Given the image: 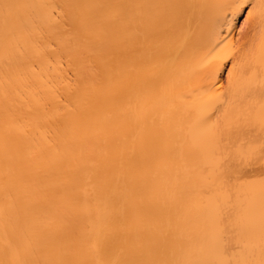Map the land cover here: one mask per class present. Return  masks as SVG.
<instances>
[{"label":"bare ground","instance_id":"6f19581e","mask_svg":"<svg viewBox=\"0 0 264 264\" xmlns=\"http://www.w3.org/2000/svg\"><path fill=\"white\" fill-rule=\"evenodd\" d=\"M0 264H264V0H0Z\"/></svg>","mask_w":264,"mask_h":264},{"label":"snow or ice","instance_id":"6c2138e0","mask_svg":"<svg viewBox=\"0 0 264 264\" xmlns=\"http://www.w3.org/2000/svg\"><path fill=\"white\" fill-rule=\"evenodd\" d=\"M215 117V120L213 119ZM208 121H213V123L208 124ZM208 129L211 131L212 139H223L224 135L231 132L235 128V124L225 113L222 117L218 116L216 113L209 115L205 121Z\"/></svg>","mask_w":264,"mask_h":264}]
</instances>
